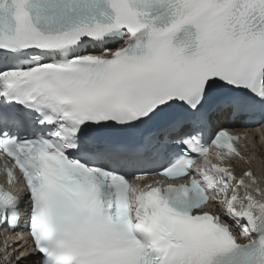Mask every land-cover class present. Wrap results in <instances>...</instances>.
I'll return each instance as SVG.
<instances>
[{"label": "snow or ice", "instance_id": "obj_1", "mask_svg": "<svg viewBox=\"0 0 264 264\" xmlns=\"http://www.w3.org/2000/svg\"><path fill=\"white\" fill-rule=\"evenodd\" d=\"M225 123L264 124V0H0V256L264 264Z\"/></svg>", "mask_w": 264, "mask_h": 264}, {"label": "bare ground", "instance_id": "obj_2", "mask_svg": "<svg viewBox=\"0 0 264 264\" xmlns=\"http://www.w3.org/2000/svg\"><path fill=\"white\" fill-rule=\"evenodd\" d=\"M260 157H261V161H264V155L262 152L259 153Z\"/></svg>", "mask_w": 264, "mask_h": 264}]
</instances>
